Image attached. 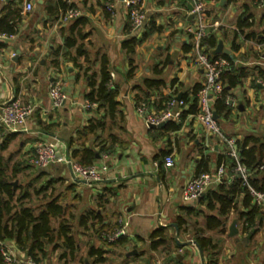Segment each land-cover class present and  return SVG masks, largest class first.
Wrapping results in <instances>:
<instances>
[{
	"label": "crops",
	"instance_id": "obj_1",
	"mask_svg": "<svg viewBox=\"0 0 264 264\" xmlns=\"http://www.w3.org/2000/svg\"><path fill=\"white\" fill-rule=\"evenodd\" d=\"M203 1L208 36L215 40L207 50L214 57L221 42L234 67L244 68L246 74L227 92L233 106L219 113L214 109L222 139L207 135L189 113L203 76L194 64L191 30L195 19L188 0H139L146 17L140 29L132 28L122 0L0 2V18L16 14L13 37L0 41V105L19 99L35 108L1 154L10 159L9 168L19 165V177L29 175L30 184L59 191L55 197L66 209L79 242L76 251L86 252L95 264H264V214L259 210L243 217L250 211L243 195L237 199L236 210L225 217H218L217 207L206 208L205 195L186 204L181 199L201 160H208V172H213L218 158L226 156V139L264 137V86L256 83H264L256 69H264V8L257 0ZM27 3L30 11L25 10ZM68 8L79 16L63 22ZM240 18H247V25L239 27ZM132 40L135 45H126L133 48L128 52L123 44ZM102 59L117 90L119 105L112 116L97 104L83 107L91 83L100 81ZM55 82L62 86L66 100L52 110L48 89ZM171 96H180L186 104L180 121L167 122L162 128L146 127L137 105L147 102L157 111ZM171 124L178 125V130H166ZM91 125L92 131L80 137L79 132ZM5 132L0 133V142ZM40 141L56 144L57 153L65 158L74 150L92 148L94 164L107 165L101 182L74 181L64 162L27 168L24 161ZM168 155L173 162L165 166ZM207 215L218 217L221 227L206 229ZM119 219L127 223L126 236L114 243L104 241L102 235L115 230ZM232 225L236 231L230 235ZM159 229L164 242L153 247L161 238H153ZM200 229L211 238L214 250L201 251L197 246ZM91 249L102 252V261L89 255Z\"/></svg>",
	"mask_w": 264,
	"mask_h": 264
},
{
	"label": "trees",
	"instance_id": "obj_2",
	"mask_svg": "<svg viewBox=\"0 0 264 264\" xmlns=\"http://www.w3.org/2000/svg\"><path fill=\"white\" fill-rule=\"evenodd\" d=\"M15 17L10 15H4L0 18V32L6 34H13L15 29ZM248 21L247 18H240L238 22L239 27H243ZM264 42V39H263ZM135 45V41L124 43L128 52L132 51V46H126L128 44ZM203 43L209 49L214 47L215 40L211 36H207ZM2 47V45H0ZM215 55L214 57H218ZM229 62V68L222 74V82L224 86V95L228 90L237 86L240 83V79L244 78V68H235L234 60L229 56L223 55ZM259 76L264 77V69L256 67ZM110 74L107 67V61L102 59L100 70V81L95 84L91 83L92 90L87 95V100L91 103L97 104L99 107H104L109 116H112L118 109V102L116 101L117 90L109 88ZM199 88H195L193 93V103L189 113H195L196 107V93ZM224 98L216 100L214 109L217 113L225 110ZM93 126H89L79 132V136L83 137L88 131H92ZM179 126L171 124L166 127L168 131H176ZM42 130L46 131L47 128L42 126ZM5 130L0 126V133H4ZM6 136L1 138L0 142V244L6 241L14 242L15 246L20 251H24L27 257L33 261L38 262V255L44 253V248L47 245L54 244L55 247H61L64 250V257L67 255L73 256L76 252V241L72 234L71 226L69 224L68 217H66V209L58 202V198L51 192L48 195H44L39 204L30 205L29 197L31 196V185L29 182L19 183L14 185V181L19 176V165L13 164L9 168L10 159L5 158L1 151L6 149L14 132H5ZM236 147L238 149V155L240 163L249 171L248 185L256 191L264 192V137L256 135L245 136L241 140L236 141ZM166 154V153H165ZM165 157V156H164ZM69 159L83 165L88 166L94 164L96 159V153L92 148H83L82 150H74ZM224 163L227 167V177L231 175V169L234 161L228 156H220L217 161V166ZM26 164V162H25ZM29 167V164H26ZM31 167V166H30ZM262 167V169H260ZM208 172V160H201L198 164L197 175ZM48 190V185H42L39 188L33 187V193L39 195ZM46 193V192H45ZM240 195H243V204L249 208L247 214L242 216L247 217L252 212L259 211V208L252 203V197L249 189L239 179H234L229 183L228 178L224 180L214 190H207L203 200L206 202V208L209 211H214L217 207L218 217H225L232 210H236L237 199ZM192 210V209H190ZM191 212V211H190ZM241 216V217H242ZM218 217L213 215L206 216V229L216 230L221 227L222 222ZM248 221V219H245ZM57 226H54V223ZM180 226V223L178 224ZM163 229H159L153 235V238L161 237L155 240L152 244L153 247H157L164 242L162 232ZM195 242L201 251L207 249H215L211 238L205 237L203 230L196 231ZM60 243V244H59ZM89 255L96 256V262L102 261V252L96 249H91ZM0 264H6L3 256L0 252Z\"/></svg>",
	"mask_w": 264,
	"mask_h": 264
},
{
	"label": "built area",
	"instance_id": "obj_3",
	"mask_svg": "<svg viewBox=\"0 0 264 264\" xmlns=\"http://www.w3.org/2000/svg\"><path fill=\"white\" fill-rule=\"evenodd\" d=\"M6 0H0L5 2ZM191 4L190 13L194 17V27L192 33V53L194 56V64L200 68L203 76V83L196 93V107L193 114L194 119L200 124L202 130L211 136L222 139L221 128L214 118V102L220 98H224L226 106H233L230 97L224 95V85L222 82V74L228 70L229 62L224 57H213L207 50L203 40L208 36L207 25L205 22V3L203 0H188ZM260 7L264 8V0H257ZM128 10L129 20L133 29H140L145 23V14L142 10L139 0H122ZM31 4L25 5V10H31ZM79 12L74 8H68L62 15L63 22H69L76 19ZM13 35L1 33L0 41H8ZM112 77V76H111ZM259 85L264 83L257 80ZM109 88H113L111 80L108 84ZM48 96L52 110H57L65 104L66 95L62 90V86L57 82L51 83L48 89ZM95 103L85 101L83 107L91 109L95 107ZM34 106L24 104L19 99H13L0 105V126L6 128L9 132H16L23 126L26 120L34 111ZM186 109L185 102L176 96H171L160 110L151 109L147 102H140L136 111L142 119L146 127L157 126L161 123L170 121H180ZM228 149L226 156L234 161L231 169V175L227 177V167L221 163L213 172H205L189 180L183 187L181 199L183 203H189L201 197L213 185H219L228 178L229 183L234 179H239L249 189L252 202L264 214V192L254 190L248 185L249 171L240 163L238 149L233 138L226 139ZM106 159V155L102 157ZM29 164L36 169L47 168L50 164L64 162L69 166L74 181L86 182L89 185L101 182L103 174L107 171L105 162L101 164H92L83 166L69 158H65L57 153L56 144L51 142L40 141L35 145L34 153L28 160ZM171 156L164 157L165 166L172 164ZM262 169V167H260ZM119 226L110 233L102 235L104 241L114 243L121 237L126 236L127 223L119 219ZM0 252L6 264H37L35 261L27 258L20 260L15 258L13 254L6 250L3 244H0Z\"/></svg>",
	"mask_w": 264,
	"mask_h": 264
},
{
	"label": "rangeland",
	"instance_id": "obj_4",
	"mask_svg": "<svg viewBox=\"0 0 264 264\" xmlns=\"http://www.w3.org/2000/svg\"><path fill=\"white\" fill-rule=\"evenodd\" d=\"M32 155L33 154L31 153V155L25 159L24 162H26V164H29L28 160ZM34 171H36V170H34ZM29 172H31V171H29ZM32 174H33V172H32ZM28 176L25 179L23 177H19L20 179H18V182L25 184L26 182H28L27 180H30ZM14 183H17V181H15ZM40 184L33 183L31 185L32 186L31 190H30L31 196L29 197V199H27L29 201L30 205L35 206V205L39 204L41 198L44 195L50 194L51 192H53L54 196L59 193L58 190H55L56 188L55 189L50 188L49 190L45 191L46 193L44 192V193H41L39 195H35L33 193V187L39 188ZM54 226L55 227L57 226L56 222L54 223ZM77 243H79V242L76 241V244ZM2 244H3V246H5L7 251H9L11 254H13L15 256V258L20 259V260H24V259L28 258L24 251H20V250L18 251L17 250L18 248L16 246L12 245V243L10 241H6L5 243H2ZM63 254H64V250L61 247L56 248L54 244L47 245L44 248V253L38 255V262L37 261H35V262L37 264H95L94 261H92L91 259H89L87 257L86 252H84L83 250L76 251L73 256L66 254V256L64 257Z\"/></svg>",
	"mask_w": 264,
	"mask_h": 264
},
{
	"label": "water",
	"instance_id": "obj_5",
	"mask_svg": "<svg viewBox=\"0 0 264 264\" xmlns=\"http://www.w3.org/2000/svg\"><path fill=\"white\" fill-rule=\"evenodd\" d=\"M223 1L224 0H221V3H223ZM213 54L214 55H218V54H224V55H229L230 57H232L231 55H230V52H229V50H225V49H223V45H222V43L220 42L218 45H217V47H216V49L213 51ZM180 97V96H179ZM178 97V98H179ZM217 116H216V114L214 113V118H216ZM166 125V123H161V124H159V125H157V126H151V128H162V127H164ZM205 194H202L201 195V197H203ZM200 197V198H201ZM229 231H230V235H232V234H234L235 233V226L234 225H232V226H230V228H229Z\"/></svg>",
	"mask_w": 264,
	"mask_h": 264
}]
</instances>
